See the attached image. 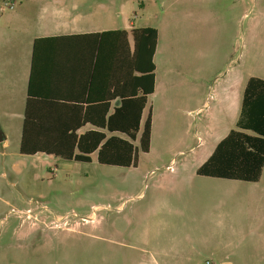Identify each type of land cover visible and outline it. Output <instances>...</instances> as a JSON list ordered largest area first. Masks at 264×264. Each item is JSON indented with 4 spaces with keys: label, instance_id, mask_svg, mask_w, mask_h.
<instances>
[{
    "label": "crops",
    "instance_id": "1",
    "mask_svg": "<svg viewBox=\"0 0 264 264\" xmlns=\"http://www.w3.org/2000/svg\"><path fill=\"white\" fill-rule=\"evenodd\" d=\"M249 1L253 11L259 2L264 5V0ZM244 2L161 0L155 23L135 27L157 30L154 89L147 95L141 129L132 140L139 146L151 112L150 146L147 152L139 150L136 167L129 166L139 168L142 155L146 156L150 185L144 194L145 209L150 208L156 228L154 237L140 241L137 249L143 256L149 253L153 264H203L206 258L212 262L205 264H242L248 245L255 247L250 255L253 264H264V165L257 181L199 172L232 130L257 135L243 128L248 118L243 106L250 79L264 81V73L253 68L262 34L256 11L253 16L242 11ZM89 3L24 0L15 9L0 6V128L6 147L12 132L21 147L29 98V147L61 146L59 142L74 129L79 136L98 130L130 139L92 122L82 124L87 106L82 101L88 97L93 76L92 90L106 94L101 78L107 68L112 63H133L135 50V28L128 30ZM122 30L127 31L128 43L120 33H107ZM178 36L182 39L176 45ZM209 37H214L215 45H210ZM234 38L242 42L243 50L231 58ZM232 61L242 63L232 75L211 79L196 69L198 63ZM120 105V98L113 99L109 114ZM202 113L204 119L197 116ZM37 154L63 158L42 151L25 155ZM93 155L97 157V151L92 160Z\"/></svg>",
    "mask_w": 264,
    "mask_h": 264
},
{
    "label": "rangeland",
    "instance_id": "2",
    "mask_svg": "<svg viewBox=\"0 0 264 264\" xmlns=\"http://www.w3.org/2000/svg\"><path fill=\"white\" fill-rule=\"evenodd\" d=\"M88 1L92 9L128 30L143 23L153 25L161 9V0ZM23 2L0 0V6L15 9ZM253 6L245 0L242 11L249 10L251 16L256 11L259 19L262 35L253 68L264 73V5L259 2L255 11ZM181 39L178 36L174 43L180 44ZM209 41L215 45L214 37ZM241 50L242 42L234 38L231 58ZM239 64L198 63L196 69L213 79L232 75ZM197 116L204 119V113ZM11 134L7 147L0 141V264H153L149 253L143 256L137 249L140 241L154 237L156 228L150 208L145 209L144 194L150 185L145 155L139 168L100 164L96 155L91 162L25 155L17 134ZM254 248L247 246L242 264H253ZM207 260L212 262L206 258L203 264Z\"/></svg>",
    "mask_w": 264,
    "mask_h": 264
},
{
    "label": "trees",
    "instance_id": "3",
    "mask_svg": "<svg viewBox=\"0 0 264 264\" xmlns=\"http://www.w3.org/2000/svg\"><path fill=\"white\" fill-rule=\"evenodd\" d=\"M107 33H120L128 43L125 30ZM133 36L135 39V50L131 60L133 63H112L110 68H107V75L101 78V86L105 88L107 85L106 94L92 90L95 79L93 76L88 97L82 101L87 104L82 124L92 122L109 132L124 133L130 139L116 134L107 136L106 132L98 130H89L79 136L74 129L70 133L67 131L68 140L60 141L61 146L29 147L26 142L28 136L32 137V132L28 131L31 120L29 98L21 153L35 154L42 151L68 160L91 162V154L97 151V160L101 164L126 167L138 165L139 150L147 152L150 146L151 112L141 131L139 146L132 140H136L137 132L141 129V112L147 102V95L154 89L155 64L152 63V57L156 48L157 30L150 26L135 28ZM97 65L98 63L95 64V69L99 70L100 66ZM261 85L264 86L263 80L250 79L243 106L248 117L243 128L251 129L257 135L232 130L219 142L213 154L199 169L200 173L251 181L260 178L264 165V89ZM30 96L32 95L29 94ZM116 98L121 99V105L115 107L114 112L109 114L111 101ZM80 109H83V106H80ZM56 135L60 136L58 133Z\"/></svg>",
    "mask_w": 264,
    "mask_h": 264
},
{
    "label": "water",
    "instance_id": "4",
    "mask_svg": "<svg viewBox=\"0 0 264 264\" xmlns=\"http://www.w3.org/2000/svg\"><path fill=\"white\" fill-rule=\"evenodd\" d=\"M4 139V133L0 128V141H2Z\"/></svg>",
    "mask_w": 264,
    "mask_h": 264
}]
</instances>
